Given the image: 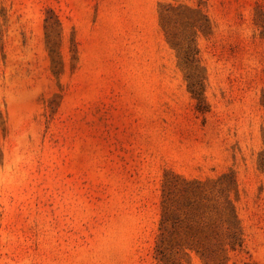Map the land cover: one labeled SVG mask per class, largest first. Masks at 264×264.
<instances>
[{
	"label": "rangeland",
	"instance_id": "374dc122",
	"mask_svg": "<svg viewBox=\"0 0 264 264\" xmlns=\"http://www.w3.org/2000/svg\"><path fill=\"white\" fill-rule=\"evenodd\" d=\"M0 264H264V0H0Z\"/></svg>",
	"mask_w": 264,
	"mask_h": 264
}]
</instances>
